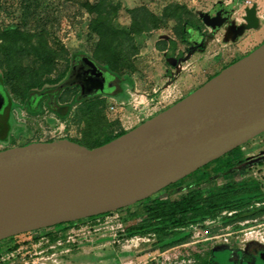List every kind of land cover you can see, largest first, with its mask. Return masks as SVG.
<instances>
[{
    "label": "rangeland",
    "instance_id": "obj_1",
    "mask_svg": "<svg viewBox=\"0 0 264 264\" xmlns=\"http://www.w3.org/2000/svg\"><path fill=\"white\" fill-rule=\"evenodd\" d=\"M244 7L255 8L256 15L260 16L251 29V37H258L246 46L242 42L250 36V30L244 29L243 34H238L241 37L247 33L241 40L238 36L237 39L225 36L231 21L239 18L242 24L247 22ZM217 8L225 11L223 18L228 15L226 24L221 27L220 22L217 25L205 22L218 15ZM177 14L181 24L175 18ZM96 17L119 31L139 29L138 33L131 34L132 41L117 35L124 41L127 52L131 42L137 49L130 56L132 70L110 71L104 62L94 57L96 52L102 51L99 36L91 26ZM242 24H237L238 31L242 30ZM184 25H192L190 31L195 32L192 39L183 37ZM9 27H16L24 34H36L49 48L52 63L50 70L41 75V89L24 94L22 84L8 73L2 49L6 38L1 32ZM263 41L264 0H0V87L8 104L6 124L0 126V148L30 140L45 142L65 138L78 143L90 136L102 141L106 136L127 131L147 119L141 111L142 105L137 108L131 105L132 97L152 98L153 89L162 90L167 86L177 90L175 98L154 108V115L189 94L230 60L241 58L244 51ZM25 42L26 38L19 41L24 54L23 66L30 69L29 76H34L32 70L39 62L33 56L35 50ZM239 47H243L241 54L234 55L233 49ZM169 49H173L176 59L173 65ZM186 56L190 59L188 62ZM81 58L113 74L117 87L112 93L89 96L103 101L105 123L91 132L80 117V107L87 97H79L75 84H64L72 64ZM41 92H44L43 97L31 107L29 96ZM49 94L52 97L48 104ZM110 106L115 110H110ZM57 107L65 111L60 113ZM230 183L237 184L236 189L245 192L241 199L247 203L246 213L254 214L239 218L235 214L237 210L224 209L210 216L213 218L210 235L220 236L218 238L192 242L188 231L180 230V226L175 228L178 232L173 236L135 245L129 242L132 236L151 231L127 230L139 220L130 216L136 206L129 205L0 240V264L12 261H16L12 264L24 261L27 264H193L196 255L211 264H264L257 259V253L264 250V131L208 167L198 168L151 197L174 199L195 189L206 194L214 186ZM249 189H256L255 194L248 193Z\"/></svg>",
    "mask_w": 264,
    "mask_h": 264
},
{
    "label": "water",
    "instance_id": "obj_2",
    "mask_svg": "<svg viewBox=\"0 0 264 264\" xmlns=\"http://www.w3.org/2000/svg\"><path fill=\"white\" fill-rule=\"evenodd\" d=\"M245 20L257 24L254 8ZM108 76L81 58L64 84L89 97ZM263 131L264 41L105 144L62 138L0 150V240L135 204Z\"/></svg>",
    "mask_w": 264,
    "mask_h": 264
},
{
    "label": "trees",
    "instance_id": "obj_3",
    "mask_svg": "<svg viewBox=\"0 0 264 264\" xmlns=\"http://www.w3.org/2000/svg\"><path fill=\"white\" fill-rule=\"evenodd\" d=\"M176 8L180 9V7ZM213 11H216V8H213ZM217 13V16H212L207 21H210V23H216L219 19L218 10ZM175 18L178 19V24H181V18L178 14L175 15ZM154 25L155 24H153V26ZM91 26L99 36L98 44L102 46V51L100 50L96 52L94 57L104 62L109 67L110 71H117L120 68L132 70L133 64L130 61V56L135 54L137 49L131 42V46L129 47L130 50L127 52L124 47V41L118 39L117 35L121 34L128 41H132L131 34L138 33L139 29L133 27L128 31H119L109 26V24L106 22L101 21V19H97V17ZM191 26L192 25L189 27H186L185 25L183 26V37H190V39H192V34L195 32L193 31L192 33L190 31ZM1 35L6 38L5 45L2 47V49L3 56L5 57L4 60L8 68V73L13 74L16 80L22 84V91L24 94L33 89H41L43 84L41 75L44 72H47V70H50V64L52 63L51 53L49 48L45 45V42H41V40L36 37V34L30 32L24 34L16 27L7 28L1 32ZM35 37L36 39L34 42H31V40ZM21 38H26L27 42H25V44L29 45L35 50L33 56L37 58L39 63L38 67L32 70L34 76H29L28 72L30 69L28 70L27 67L23 66L24 54L20 48L21 45H19ZM172 50L173 49L168 50V56H170L169 60L171 65L175 64L176 61V59L173 57L174 52ZM235 60L237 59L230 60V62L225 65V67L233 63ZM109 75L114 78L113 74ZM90 98L92 97L85 98L82 107H80V117L81 119H84L86 129H90L89 132L93 131L94 128L103 126V124H105L103 122L104 119L102 114L103 101L99 99L93 100ZM125 132L126 131L121 130L114 135L106 136L102 141H99L96 139V137L89 136L86 141L78 142V144L86 148H94L107 143L108 141L122 135ZM218 159L219 158L209 162L203 167H208L210 163H214ZM236 188L237 184L230 183L214 186L206 194H203L201 191L195 189L189 190L185 194L174 199L150 196L135 204H132V206L136 207L135 210L130 213V216L138 217L139 220L127 230L130 232L144 233L147 230H150L156 235V238L159 241L165 237L175 235L178 232L175 230V228L183 226L189 222L201 220L205 217L214 216L224 209L237 210L235 214H237L236 217L239 218L253 215V212L246 213L247 210L244 208L247 203H244L241 197H243L242 195L245 192H240ZM255 191L256 189H249L248 193L252 192L255 194ZM62 224L64 223L57 225ZM169 244L170 243L166 245ZM193 264L211 263L206 260H202L201 257L196 255V261Z\"/></svg>",
    "mask_w": 264,
    "mask_h": 264
},
{
    "label": "built area",
    "instance_id": "obj_4",
    "mask_svg": "<svg viewBox=\"0 0 264 264\" xmlns=\"http://www.w3.org/2000/svg\"><path fill=\"white\" fill-rule=\"evenodd\" d=\"M249 4V2H247ZM152 98L147 97L146 95L134 96L132 97L130 103L133 107L137 108L140 105L144 108L153 109L157 105L169 100L171 98H175L178 94V91L175 89H160L155 88L151 92ZM120 106L123 107V103L120 102ZM110 110H115L114 106H110ZM148 116V115H147ZM234 211L229 212L228 214H232ZM212 217H205L201 220H197L194 222H189L180 227V230H187L192 242H204L208 241L211 238H218L220 236H212L210 235L211 224L213 223ZM251 232H248L250 235ZM156 235L153 232H149L146 235H134L129 242L137 245L139 242H152L155 241ZM226 240V237H223ZM16 261L9 262L8 264L15 263ZM19 263V261H18ZM27 261H24L23 264H27ZM34 263V262H31Z\"/></svg>",
    "mask_w": 264,
    "mask_h": 264
},
{
    "label": "flooded vegetation",
    "instance_id": "obj_5",
    "mask_svg": "<svg viewBox=\"0 0 264 264\" xmlns=\"http://www.w3.org/2000/svg\"><path fill=\"white\" fill-rule=\"evenodd\" d=\"M78 61H79V59L77 61H75L72 64V66L73 65H76ZM72 66H71V68H72ZM69 72H68V74H69ZM103 72H105V71H103ZM68 74H67V76H68ZM102 84H103L102 85L103 92H101L99 94L112 93V92L116 91V89H117V87H116V85L114 83V78L112 76L104 77V81H103ZM75 85L77 86V88H78V94L80 95V93L82 91V88H81V86L79 84H75ZM43 93L44 92H41V93H32L29 96V98H28V104L31 107H34V105H36V103H38L39 100L43 97ZM99 94H97V95H99ZM2 96L4 98H3L2 103H1V97H0V103H1L0 104V126L6 124V119H7L6 117H7V110H8V106H7L8 104H7L6 96L5 95H2ZM51 97H52L51 94H49L47 96V102H48V104L50 103V98ZM55 109H56V111H59L60 113L65 111V108H62V107H57ZM38 141H41V140H30V141H28L26 143H23L21 145H11L9 147L0 148V150H4V149L10 148V147H14V146H22V145H26L28 143L38 142ZM263 252H264V250L257 253V259L264 261V259L260 256Z\"/></svg>",
    "mask_w": 264,
    "mask_h": 264
},
{
    "label": "crops",
    "instance_id": "obj_6",
    "mask_svg": "<svg viewBox=\"0 0 264 264\" xmlns=\"http://www.w3.org/2000/svg\"><path fill=\"white\" fill-rule=\"evenodd\" d=\"M250 4V3H249ZM248 8H250V7H248ZM247 7H244L243 9H245V11H246V9H248ZM254 10H255V14H256V9L254 8ZM218 11H219V19H218V21L216 22V23H210V21L208 22V21H206L205 20V22L208 24V25H217V23H219L220 22V25H219V27H221L222 25H224V24H226V20H227V18H228V15L226 16L227 18H223L224 17V14H225V11L222 9H220V8H218ZM206 15V14H205ZM203 17H204V15H203ZM256 17H257V22H258V17H260L259 16V14L257 13V15H256ZM226 19V20H225ZM237 21L235 22H232L231 21V26L229 27V28H227L226 30H225V36L226 37H229L230 36V38H236L237 39V36H238V40L240 39L241 40V38L244 36V35H247V33L246 34H244V35H242L241 37H239L240 35H241V33H242V31H244V29L246 30V31H251V33H249L250 34V36H246V40L245 41H243L242 43H244L245 42V46H246V44L248 45V43L250 42V40L252 41V39H254V40H256V38L258 37V35L254 38H252L251 36H253L252 34H253V32H252V30L251 29H253L254 27H255V25H250V24H248L247 22V24L245 23V24H242V20L241 19H236ZM242 24V25H240L241 27H242V30H240V31H238L237 30V24ZM244 23V22H243ZM244 33V32H243ZM242 33V34H243ZM238 34H240V35H238ZM241 45V44H240ZM245 48V47H244ZM255 47H252V49H254ZM252 49H250L249 51H244V53H242V54H244V55H246L247 53H249ZM241 50H243V47L241 48V47H239L238 49H233V54L235 55V54H241ZM244 55H242V56H244ZM233 56V55H232ZM189 61L190 59H189V57H187L186 56V59H185V61ZM187 61V62H188ZM177 68V67H176ZM177 70V69H176ZM177 86V85H176ZM167 88L168 89H170V86H167ZM167 88H164L165 90L167 89ZM154 108H156V107H154ZM148 109V108H144L143 107V110H141L143 113H144V117H150L151 115H153V111L155 110V109ZM148 115V116H147ZM143 121V120H142ZM123 131H125V130H123Z\"/></svg>",
    "mask_w": 264,
    "mask_h": 264
}]
</instances>
